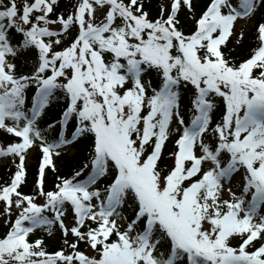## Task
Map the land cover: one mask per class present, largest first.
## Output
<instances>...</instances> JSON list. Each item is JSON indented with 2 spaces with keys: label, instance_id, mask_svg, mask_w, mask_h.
Returning a JSON list of instances; mask_svg holds the SVG:
<instances>
[{
  "label": "snow or ice",
  "instance_id": "obj_1",
  "mask_svg": "<svg viewBox=\"0 0 264 264\" xmlns=\"http://www.w3.org/2000/svg\"><path fill=\"white\" fill-rule=\"evenodd\" d=\"M0 163V264H264V0H0Z\"/></svg>",
  "mask_w": 264,
  "mask_h": 264
},
{
  "label": "trees",
  "instance_id": "obj_2",
  "mask_svg": "<svg viewBox=\"0 0 264 264\" xmlns=\"http://www.w3.org/2000/svg\"><path fill=\"white\" fill-rule=\"evenodd\" d=\"M65 3H68V0H64ZM204 2V0H202V3ZM248 41L245 45V47L243 49L241 48H237L236 49V56L237 58H240V57H243V56H246L247 55V51H248V43H251L252 42V34H249L248 36ZM78 155H82V153L78 152L76 153L75 155H69L67 156L62 162H61V171L63 173H67L71 164L74 162L76 156ZM34 165H32V167L29 169V184H28V187L24 188L23 190L25 192H30L31 191V182H32V178H33V175H34ZM8 176H9V173L8 171L6 170L4 164L0 167V183H3L5 180L8 179ZM52 177L50 176L49 177V181H51ZM0 232H3V228L0 227ZM48 243V250L49 251H53V250H56L59 246L58 244V238L57 239H49L47 241Z\"/></svg>",
  "mask_w": 264,
  "mask_h": 264
},
{
  "label": "rangeland",
  "instance_id": "obj_3",
  "mask_svg": "<svg viewBox=\"0 0 264 264\" xmlns=\"http://www.w3.org/2000/svg\"><path fill=\"white\" fill-rule=\"evenodd\" d=\"M249 27H250V26H248L247 28H249ZM247 28H246V29H247Z\"/></svg>",
  "mask_w": 264,
  "mask_h": 264
}]
</instances>
